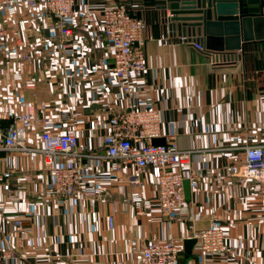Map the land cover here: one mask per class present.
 Returning a JSON list of instances; mask_svg holds the SVG:
<instances>
[{
  "label": "crops",
  "instance_id": "crops-1",
  "mask_svg": "<svg viewBox=\"0 0 264 264\" xmlns=\"http://www.w3.org/2000/svg\"><path fill=\"white\" fill-rule=\"evenodd\" d=\"M127 3L146 21L151 15L153 19L147 28L152 38L144 45L148 68L136 83L138 100L150 99L161 109L158 139L165 142L175 136L182 148L206 150L204 158L195 156L192 163L193 168L205 171V177L199 188H190V198L175 219L165 218L157 205L142 216L128 200L133 190L127 179L131 168L112 172L106 164L101 170L96 159L88 158L81 162V187L62 206L47 195L52 175L43 171L40 154L0 151V245L16 254L0 264H136L128 254L130 239L186 238L208 227L213 216L230 239L243 238L245 248L237 255L204 258L195 245L183 264H264V182L241 183L230 173L234 159L244 158L242 146L264 142V57L257 58L253 78L246 77L243 64L215 66L207 51L172 34L157 10L136 0ZM119 4L121 0H76L72 26L78 41L71 48L62 46L65 38L51 21L21 32L16 22L1 17L7 43L12 46L22 37L30 57L10 61L0 56V109L9 104L15 114H21L34 105L40 114L53 119L76 110L81 114L79 150L104 153L101 140L107 130L101 104L109 101L114 109L126 105L114 98L122 80L105 70L113 65L112 53L95 38L91 26L81 29L79 18L85 10ZM15 73L22 74V80L14 79ZM44 103L46 108H42ZM98 118L103 124L92 131L89 121ZM40 135L38 129L33 136L37 143ZM6 172L10 176L2 177ZM5 183L10 184L13 196L5 191ZM89 189L96 195L88 196ZM143 192L155 196L152 177ZM89 211L98 214L91 232L81 221V214ZM111 215L116 221L112 229ZM18 219L23 221L21 229L14 225Z\"/></svg>",
  "mask_w": 264,
  "mask_h": 264
},
{
  "label": "built area",
  "instance_id": "built-area-1",
  "mask_svg": "<svg viewBox=\"0 0 264 264\" xmlns=\"http://www.w3.org/2000/svg\"><path fill=\"white\" fill-rule=\"evenodd\" d=\"M128 1L131 0H121L118 6L100 10H85L79 18L81 29L91 26L95 38L111 51L114 62L112 66H105V70L122 80L121 91L114 98L124 100L126 105L114 109L109 101L101 104L107 130L101 140L105 152L94 154L79 150L78 120L81 114L78 111L62 112L60 119H53L40 114L34 105L24 113L15 114L9 104L0 109V151L25 156L40 154L43 171L52 175L47 195L56 198L62 206L69 204L83 183L81 162L84 159H96L101 170L109 164L112 172L130 167L127 179L133 190L128 200L138 214L147 215L157 205L165 218L175 219L187 202L185 181H189L191 189H197L205 177V171L193 168L192 163L195 156L204 158L206 150L182 148L175 136H170L163 144L153 143L161 135V109L150 99L138 100L136 88L137 81L148 68L144 45L152 36L147 31V21L130 9ZM75 4L76 0H0V20L5 17L16 22L21 32H26L35 23L51 21L53 28L65 38L62 46L71 48L78 41L72 26ZM155 6L147 8L156 10ZM180 39L192 43L198 50H206L199 38L181 35ZM0 56L10 61H27L30 57L28 44L22 37H17L12 46L7 43L6 28L1 21ZM209 57L219 67L243 64L246 77L253 78L257 58L264 57V47L249 46L236 53L211 52ZM22 78V74H14V79ZM42 108H46L45 103ZM4 119L10 122L4 124ZM102 124L103 120L99 118L89 121L92 131ZM38 129L40 143L33 138ZM242 149L244 158L234 159L231 163V176L241 183L248 180L263 183L264 142L244 145ZM9 176L10 172H6L2 177ZM149 177H152L156 191L152 198L143 192ZM4 188L10 197L13 196L9 183H5ZM86 193L96 195L92 189ZM114 208L118 210V201L114 202ZM81 221L91 232L98 223V214L83 212ZM108 222L111 229L115 227L113 215L108 217ZM22 224L19 219L14 222L17 229H21ZM188 238L196 239L195 245L204 258L237 255L245 248V240L239 237L230 239L219 218L213 216L208 227L194 231L186 238L153 237L146 242L132 238L128 242V254L136 264H180L184 241ZM15 257L13 249L0 245V263Z\"/></svg>",
  "mask_w": 264,
  "mask_h": 264
},
{
  "label": "water",
  "instance_id": "water-1",
  "mask_svg": "<svg viewBox=\"0 0 264 264\" xmlns=\"http://www.w3.org/2000/svg\"><path fill=\"white\" fill-rule=\"evenodd\" d=\"M155 7L172 34L198 37L208 53L264 47V0H158ZM153 143L165 142L155 138ZM185 189L189 199L188 180ZM196 242L184 241L186 258L192 256Z\"/></svg>",
  "mask_w": 264,
  "mask_h": 264
},
{
  "label": "trees",
  "instance_id": "trees-1",
  "mask_svg": "<svg viewBox=\"0 0 264 264\" xmlns=\"http://www.w3.org/2000/svg\"><path fill=\"white\" fill-rule=\"evenodd\" d=\"M136 1H138L141 4H145L146 6H149V7H154L158 3V0H136ZM152 14H153V12H152ZM158 15H159V13H158ZM139 16H141V15H139ZM155 16L157 17V13L155 14ZM150 18H152V15ZM150 18L147 19L148 24H149L150 20L153 21V19H150ZM4 124H7V122L5 120H4ZM184 260H185V254H184V252H182L181 257H180V261H181L180 264H183Z\"/></svg>",
  "mask_w": 264,
  "mask_h": 264
}]
</instances>
